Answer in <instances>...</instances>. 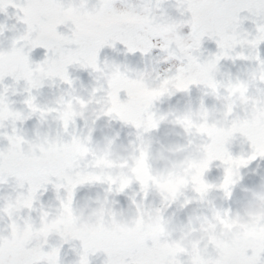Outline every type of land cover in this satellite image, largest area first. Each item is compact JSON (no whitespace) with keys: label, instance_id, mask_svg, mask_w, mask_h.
I'll return each instance as SVG.
<instances>
[{"label":"clouds","instance_id":"clouds-1","mask_svg":"<svg viewBox=\"0 0 264 264\" xmlns=\"http://www.w3.org/2000/svg\"><path fill=\"white\" fill-rule=\"evenodd\" d=\"M161 4L166 5L161 9L162 16L173 18L172 12L180 15L177 0H161ZM62 15L83 32L93 30L100 19V14L94 8L82 9L75 3L64 9ZM130 19L138 22L142 17ZM15 21L21 23L16 16ZM0 25L3 26L0 28V72L6 73L16 66L22 33L15 31L16 24L11 27L5 23ZM5 32L10 35L6 36ZM156 35L158 38L153 40L152 49L161 51L167 44H178V26L174 23H161ZM178 47L181 55H188V41L179 42ZM240 50L251 54V48L246 45ZM57 53L62 55L64 49L58 48ZM161 59L168 62L172 58L166 53ZM174 67L176 64H169L168 68L162 70L136 71L116 63L99 64L91 69L90 74H95V86L90 90L83 85L74 87L72 81L51 102V106L46 103L41 106V111L31 116L36 118L37 131L30 138L23 128L28 119L11 118L6 109L0 108V117L6 121L5 130L13 133L10 147L6 145L5 150L0 152V185H9L13 171L30 174L42 165H63L72 160L82 162L86 170L78 181L80 186L107 185L101 189L102 199L99 195L86 199L82 206L75 209L72 206L71 211L66 205L59 209L49 206L38 216L35 228L30 231L26 229L20 234L21 239L39 247L52 237L59 238V241L68 237V242L78 241L79 248L82 245L92 248L103 246L111 250L114 247L130 248L141 236H151L162 240L161 247L167 264H213L209 258V246L223 251L225 241L239 246L264 241V182L249 190L241 208L228 216L222 215L224 210L218 206V201L229 197L225 193L228 185L222 181L205 185L200 180L209 154L223 150L232 132L243 131L241 125L229 120V112L234 106L249 102L256 91L257 80L264 84V68L238 69L244 78L238 75L230 79L223 78L226 73H222L214 62L204 63L195 75L202 86L206 84L212 88L209 93L203 86L205 95L212 96L219 107L213 106L210 110L201 101L195 108L189 105L184 110L170 109L159 115L152 111L155 119L141 122L139 129L133 127L137 130L136 140L130 141L127 146L116 144L115 137L93 141L96 130L93 125L101 117L129 125L124 122L123 116L116 119L108 115L115 110L112 103L114 92L126 90L133 101L151 109L154 102L161 101V98L182 92L178 90V85L163 82L165 74ZM218 75L222 78L217 79ZM29 79L34 90L41 89L45 84L59 89L60 84H64L59 79H52L45 69L31 71ZM258 118L264 119V109L259 112ZM78 119L83 122L79 129L76 123ZM162 124L167 126L163 132L166 142L157 141L159 146L153 150L152 141L144 138V134L158 130ZM68 125H71L75 138L65 146L62 138ZM247 165H228L230 195L232 187L242 179L241 169ZM133 183L138 184V192L131 193L129 208L125 211L115 210L112 206L114 201H110L109 196L124 194ZM190 184L194 195L184 198L179 208L183 210L195 201L206 208L208 214L192 212L187 215L186 223L179 220L173 223L172 217H164V212L185 197ZM137 195L139 201L136 200ZM149 195L158 198L159 206L151 201L145 204ZM0 200L3 201L0 204V228L6 226L14 215L18 218L20 207L29 203L27 200L11 199L10 195L0 196ZM165 201L169 202L168 206H165ZM7 247L6 239L0 241V250ZM71 250L76 251L75 244L71 245ZM104 262L101 260L100 264ZM51 264H56L54 259ZM68 264H86V261L77 255V259ZM216 264H219V259Z\"/></svg>","mask_w":264,"mask_h":264},{"label":"snow or ice","instance_id":"snow-or-ice-1","mask_svg":"<svg viewBox=\"0 0 264 264\" xmlns=\"http://www.w3.org/2000/svg\"><path fill=\"white\" fill-rule=\"evenodd\" d=\"M177 2L180 9L179 19L161 15V0H139V3L135 4L126 3L125 0H0V12H6L8 7H12L17 10V19L26 25L18 45L16 66L6 73L0 72V108L6 109L11 118L29 119L34 113L42 110L32 94L34 89L29 79L31 71L48 70L52 79H59L70 85L72 80L68 68L73 65L86 69L97 68L98 54L105 46L113 48L118 42L124 45L129 53L137 51L141 54L148 53L153 47V40L158 38L156 35L158 25L165 22L178 26V44L188 41L190 45L186 56L180 54L178 44H167L161 48V51L179 62L176 67L169 69L163 77V82L178 85L179 91H187L193 85L202 86L195 73L204 63L214 62L218 67L221 60L239 59L255 61V68H264V60L260 58L258 52L259 45L264 43V0H177ZM71 3L82 9L94 8L100 14L99 23L93 30L83 32L63 17V10ZM241 13L248 15L241 16ZM134 16H140L142 19L134 22L130 19ZM245 19H251L255 26L254 33L242 28ZM59 26H64L67 31H58ZM2 27L0 25V28ZM184 27L189 29L186 34L181 31ZM205 37L215 42L217 51L202 60L200 50ZM245 45L251 48V54L242 50L235 51L237 46L242 49ZM37 47L45 49L44 57L39 62H33L30 53ZM58 48L64 49L62 55L57 53ZM6 78H11V85L4 83ZM20 81L24 82L22 92L26 95L21 103L26 111L16 109L13 106L15 102L9 98L10 95L17 94L15 86ZM256 84V91L249 102L246 105L234 106L229 112V120L241 125L243 131L232 132L223 150L209 154V159L201 171V183L207 185L204 175L210 165L218 161L223 167L222 182L228 185L225 188L227 196H230L231 187L228 183V165L235 163L247 165L257 157L264 158V119L258 118L259 112L264 109V84L259 80ZM203 86L209 93L212 92L210 86L206 84ZM121 92L125 94V99L120 98ZM112 103L115 110L108 115L116 119L123 116L125 123L137 129L141 127V122L155 119L151 108L133 101L126 90L114 92ZM5 126V119L0 117V152L5 150L6 145L10 147L13 138L12 131L5 130ZM70 128L71 125L66 126L64 133L68 139L64 136L62 138L65 146L70 145L75 138ZM237 136L249 144L251 151L246 157L233 156L229 152V143ZM85 171L82 162L72 160L63 165L45 164L33 169L30 174L18 171L10 174L16 189L14 195L10 194V198L27 200L29 203L20 207L18 218L14 215L6 226L0 228V241L4 239L8 241L7 249L0 250V264H51L53 259L56 264H60L61 245L68 242V237H63L60 243L54 246L45 242L35 247L30 241L21 239L20 234L37 226L38 221L30 215L32 212L38 211L39 216L46 211L43 205H40L39 209L35 205L39 201V195L48 185L56 192L58 201L56 208L66 205L71 211L74 191L80 186L78 181L85 175ZM188 189L192 191L191 184ZM61 190L65 193L63 197L60 195ZM168 204L169 202L165 201V206ZM221 214L230 216L231 212L224 210ZM161 245L162 240L159 238L141 236L130 248L114 247L109 250L103 246L92 248L82 245L77 255L82 256L86 264H90V257L98 252L104 253L106 257L104 264H167ZM209 252L213 264H216L218 259L219 264H264V241L243 246L231 245L225 241L223 251L209 246Z\"/></svg>","mask_w":264,"mask_h":264},{"label":"water","instance_id":"water-1","mask_svg":"<svg viewBox=\"0 0 264 264\" xmlns=\"http://www.w3.org/2000/svg\"><path fill=\"white\" fill-rule=\"evenodd\" d=\"M247 13H241V16H246ZM16 13H14L9 7L6 9V12H0V23H5L8 27H11V25L16 24L15 31L17 33H23L24 26L22 23L17 24L15 21ZM242 28L252 31L254 33L255 26L251 22V19H245L242 22ZM5 35H10V33L5 32ZM217 51V46L213 40H209L207 37H205L202 40L201 44V50H200V58L203 60L204 58L208 57L210 54H213ZM236 52L240 51L239 46L235 49ZM259 56L262 60H264V43H261L258 47ZM45 53V49L37 47L32 50L30 53V59L33 62H39L43 59ZM218 67L221 69L222 73H226V75L223 78H235L236 76H240L241 79L244 77L238 73V69H251L256 67L255 61H245V60H229L224 59L221 60L218 64ZM68 73L70 79L75 81L76 74L72 66L68 68ZM222 77L218 75L217 79H221ZM5 84H12L11 78H6L4 81ZM17 94L10 95L9 98L14 101V107L18 110L26 111L25 106L21 103L22 100L25 98V93L22 92V89L24 87V82L20 81L19 84L16 86ZM68 88L67 84H60V88L57 89L55 87H49L47 84L42 86L39 90H33V95L36 97V102L43 106L44 104H49L51 106V102L58 98L59 95H61L66 89ZM187 96L195 97L198 99H210L213 98L210 95H205V90L203 89V86L193 85L191 86L186 92ZM77 129L83 126V122L79 119L77 120ZM36 125V118L35 116L30 117L27 121H25L23 128L26 130L28 137L30 138L37 129L35 128ZM121 126L120 121L118 120H111L108 117H101L93 127L96 129L93 132V141H99L103 140L105 137L111 136L118 127ZM43 131V129H41ZM71 131V128H70ZM50 134H54L50 132ZM65 139H68V137L65 135ZM6 144V142H3ZM242 179L241 181L232 187L231 189V195L227 199H223L218 201V206H221L229 201H232L236 198L241 197L243 194L248 193L249 190H252L256 188L258 185H260L262 182H264V158H261L257 160L256 162L252 163L251 165L241 169ZM222 180H219L213 184H218ZM14 183L12 181L9 182ZM217 195H222L221 193H216ZM194 193H190L185 195V197H192ZM185 197H181L176 203L172 204L165 212L164 217L167 219L168 217H172V222L175 223L177 220L180 222H187L186 217L188 214L195 212L197 215H199L201 212H203L205 215L208 214V210L204 208L202 205H199L195 201L189 203L185 206L183 210L179 208V204L183 202V199ZM149 202V201H148ZM146 202L145 204H147ZM155 206H159V200L151 201ZM130 205L120 206L114 208L117 211H125L129 208ZM49 243L51 245L59 244V238L52 237L50 238ZM76 245V251L73 252L71 250V245ZM47 250V246L45 248ZM79 250V242L78 241H69L68 243H63L61 245V251H60V264H68L69 261H74L77 259V251ZM102 254L98 253L97 255Z\"/></svg>","mask_w":264,"mask_h":264},{"label":"rangeland","instance_id":"rangeland-1","mask_svg":"<svg viewBox=\"0 0 264 264\" xmlns=\"http://www.w3.org/2000/svg\"><path fill=\"white\" fill-rule=\"evenodd\" d=\"M125 2L135 4V3H139V0H125ZM170 2H174V0H170ZM161 7H166V5L161 4ZM171 15L173 16V18H176V19L180 18L179 14L175 12H172ZM57 30L60 32L67 31V29L64 26H59ZM181 31L182 33L186 34L189 31V29L187 27H184L181 29ZM118 53H121L126 56L119 58L117 57ZM135 53H129L127 52L125 47L123 48L121 47V50H118V49L115 50L114 57L112 56V51H111L107 55V59L104 60L102 56V49H101L98 54V63L99 64H103L105 62L106 63H116V64H120L122 67H128L129 69L136 70V71L151 70V69L162 70L164 68H168L169 64L177 65L179 63L178 61L172 60V59H170L168 62H163L161 58L164 55H166V53L163 51H160L159 49H151L146 54L139 53L135 55ZM73 66L77 72V78H76L74 87L79 88L81 85H83L84 87L90 90L91 87L95 86V81L93 79V76L95 74H90L91 69H82L79 66H76V65H73ZM119 95L121 99L126 98L123 92H121ZM183 101L184 99L182 98L181 92H177L172 97H163L161 98V101L154 102V107L151 109V111H153L155 108H159L160 105H162V108H165L166 106H170L173 102H176L177 105L179 106L181 103H183ZM186 107L188 106H183V108H186ZM195 107L196 106H193V108ZM216 107H219V105H217ZM126 126L128 127L125 130H121L117 133L116 135L117 138L120 139L121 137H125V136H135V135H132V132L128 131V128L131 125H126ZM14 187L15 186L13 187L12 186H9V187L0 186V196L10 195V194L14 195L15 193V191H13ZM106 187L107 185H95V184L92 186H88V185L78 186L74 192H75V196L76 194H79L80 197L76 200L75 203H73V208L75 209V208L82 206L85 203L86 199L96 198L97 195H99V197L102 199L103 192L101 191V189L106 188ZM60 195L61 197H63L65 194L62 193V191H60ZM55 196H56V192L52 188V186L51 185L46 186V190L43 191L41 195H39V201L35 205L36 208L39 209L40 205H43L45 209H48L49 206H51L52 208L57 207L58 201L55 199ZM123 199L124 198L121 196H115V197L109 196V200L114 201L113 204L115 203L117 204L121 202ZM0 203H2V201H0ZM241 206H242V200L232 205H229L223 208L222 210H229L230 212H233V211L239 210ZM30 215L32 216L34 220L38 219V211H34ZM105 259L106 257L96 258V259L91 260L90 264H100L101 260H105Z\"/></svg>","mask_w":264,"mask_h":264},{"label":"flooded vegetation","instance_id":"flooded-vegetation-1","mask_svg":"<svg viewBox=\"0 0 264 264\" xmlns=\"http://www.w3.org/2000/svg\"><path fill=\"white\" fill-rule=\"evenodd\" d=\"M113 137H115V143L116 144H122L125 146H127L130 141L135 142V140H136V136H125V137H121L120 139L117 138V136H113ZM144 138L150 139L152 141V149L153 150L159 146L157 141H159L160 143L166 142V138L164 136H150V135H148V136H144ZM167 139H176V138L168 137ZM179 142L183 143L184 141L179 140ZM228 149H229V152L233 156L243 155L246 157L251 151L249 144L242 137H239V136L235 137L231 141V143L228 146ZM258 158H260V157H257L256 159H258ZM256 159L252 160L250 163L254 162ZM222 177H223V167L220 165V163L218 161L213 162L204 175V179L208 183L216 181ZM133 191L138 192V184L133 183L130 189H127L124 194H120L118 196H121L124 198L123 199L124 201L122 200V202H130L129 197L131 196V193ZM189 191H191V190L190 189L186 190V192H189ZM247 195L242 196V205L245 203V199H246ZM150 198H153V197L151 195H149L147 197V199H150ZM139 199H140V197H139V195H137L136 200L138 201Z\"/></svg>","mask_w":264,"mask_h":264}]
</instances>
